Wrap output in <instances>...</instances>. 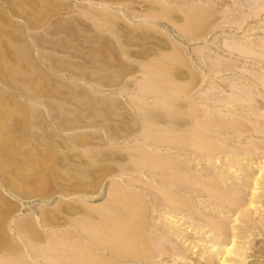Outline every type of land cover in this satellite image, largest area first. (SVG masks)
I'll use <instances>...</instances> for the list:
<instances>
[{
  "label": "rangeland",
  "instance_id": "374dc122",
  "mask_svg": "<svg viewBox=\"0 0 264 264\" xmlns=\"http://www.w3.org/2000/svg\"><path fill=\"white\" fill-rule=\"evenodd\" d=\"M204 1L0 0V264H106L104 256L112 259L117 246L121 254L134 253L130 250H136L141 234L151 233L141 225L147 217L152 225L162 223L166 215L153 210L156 191L141 183L155 180L142 152L192 162L182 159L184 130L177 125L186 117V101L171 85L184 91L193 87L194 93L201 89L196 77L204 75V84H210L208 68L218 63L224 70L214 83L202 85V93L232 94L238 88L250 94V72L264 71V8L254 7L255 14L238 21L237 28L216 29L219 19L208 31L209 20L191 16ZM186 14L193 22L174 19ZM242 38L257 44L260 58L244 61L234 57L238 50H222ZM177 52L185 53L184 60ZM144 83L149 89H140ZM263 87L254 91L253 104L264 113ZM157 94L163 96L155 102ZM160 118L165 122L158 123ZM261 118L257 132H244L243 145L264 142ZM151 134L166 144H150ZM235 139L230 138L233 146L239 144ZM172 140L176 143L168 145ZM256 157L248 162L253 176L243 170L240 180L222 184L250 198L252 178L262 182L256 190L262 197L245 205L251 209L248 227L234 220L238 214L212 206L208 195L200 197L206 203L199 205L197 219L177 214L182 227L209 230L206 216L216 213L226 226L245 229L243 245L253 254L245 264H264V222L259 223L264 221V158ZM135 190L144 196L138 198ZM208 204L210 211L203 207ZM158 232L170 235L166 229ZM147 236L155 241V235ZM177 243L194 254L190 241ZM228 257L231 264L240 258ZM144 260L120 258L122 264Z\"/></svg>",
  "mask_w": 264,
  "mask_h": 264
},
{
  "label": "bare ground",
  "instance_id": "6f19581e",
  "mask_svg": "<svg viewBox=\"0 0 264 264\" xmlns=\"http://www.w3.org/2000/svg\"><path fill=\"white\" fill-rule=\"evenodd\" d=\"M204 2L206 3L195 5V12L193 11L191 16L197 17L199 20L200 17L203 16L207 22L209 20L208 31L211 30L210 23H213L214 28L219 19L223 20L218 24L216 29L221 28L222 30H225L226 27L237 28V25L240 23L238 21L249 18L255 14L253 13L254 7L262 6V8H264V0H252L251 2L249 0V3H247L246 0H205ZM236 4L239 7H235ZM236 11H238V13H235ZM168 12L170 11L168 10ZM258 12L256 14H258ZM194 13L197 15H194ZM192 17H189L186 14L176 16L174 19L193 22ZM203 29L205 30L206 28ZM183 34H180V36H189L185 33ZM238 42L240 43L234 47H223L222 50L230 52L238 50V54L234 55V57L236 59L243 57L242 60L244 61L255 60V57L260 58V56L254 52L256 51L254 50L255 43L252 41L247 43L243 38L238 40ZM177 53L183 59L185 53ZM263 61L264 57H261L260 62ZM260 62L256 61L257 64ZM210 66L211 68H208L209 75L212 77V79L209 80L210 84H204V75L201 76V74H199V77H196V83L194 84H199L201 89H198L194 93L192 92L193 87L184 91L186 87L177 84L171 85L177 93L181 92L184 94V101H186L184 104V114H186V117L183 118L181 122L177 123V125L182 126L179 128L184 130L183 139H180L181 145H183V147L186 146L185 153L182 154L184 158L182 159L187 160L189 157L192 159V162L187 160L186 163H183L178 159L176 160L177 157L161 158L156 154L155 157L153 154L151 155L146 151L142 152L143 161L145 160L149 166V177H153L155 180H153L154 182H148V180H145L141 183L145 188L147 187L150 190L156 191L158 201L156 200L157 204L153 203L155 206L157 205L153 210L160 212L161 215H159L161 217L166 215L165 219H163L162 223L152 225L151 218L149 219V217H147L146 219L148 220H145L141 225L143 229L147 232L150 230L151 233L148 232L149 234H141L140 244L137 246L136 250H130L134 253L129 255L121 254V250L119 246H117L110 252L112 259L107 255L104 256L106 264H122L120 261V258L122 257H127L128 259L133 258L138 261L145 259L143 261L144 264H158L159 262L163 264H187L188 260H192V263L188 262L189 264H210L213 259L219 258L222 260L225 255H227V257L223 259L222 264H231L228 259V256L231 254H236L237 257H240L237 261H234L233 264H245L243 262L246 261L249 256L253 255L248 253L247 248L244 246L245 244L243 245L244 242L242 239L247 237L246 230L237 226L233 228L226 226L222 220H217L216 213L213 214L212 218L211 216H206L207 222H209V230L205 231L200 225L193 226L192 224H189L182 227V225L185 224H180V221L183 218L182 216L177 215L187 212L189 216L197 219L194 215L198 214V208L200 209L201 207H199V205L206 203V201H203L200 197L208 195L212 206L214 203H218L220 206L224 207L221 213L224 214L228 211L233 212L235 215L238 214L237 219L234 220L247 223L252 221V217L249 213L251 210L250 207H245V205L249 206L254 204L258 197H262L256 192V190L261 187L262 182H260L258 177L255 176V178H252L251 180L253 184L252 195L250 198H248L243 191H229L222 187V184L226 185L231 183V181L240 180V174L244 175L245 173L243 170L247 171V175L253 176V168L248 165V162L254 158L257 160L258 158L256 156L264 158V142H253L252 140L245 145L240 142L241 137L245 134L244 132H255L256 129L260 127L261 121L263 120L261 115L264 116V113L259 112L258 107H254L253 93L254 91H260V88L264 86V71L250 72V74L253 75V86L249 89L246 86H242V88L250 90V94L244 90L240 92L238 88L232 94L216 93L210 90H206V92L202 93V87L214 83L213 78H216V76L225 68V65L218 63L210 64ZM200 71L202 72V70ZM236 74L239 76L238 73ZM247 77V79H251L248 75ZM150 86L152 88L154 87L151 84ZM140 89H149L148 83L142 84ZM161 96H163V94H157L155 102H158L156 100H159L160 98L162 99ZM170 96L174 97V95ZM159 103L161 102L159 101ZM35 109L37 111V108ZM162 119L160 118L158 123L165 122L162 121ZM223 134L226 135V137ZM234 137L237 138L235 140L239 143L235 146L231 145L230 142V138ZM157 138L158 137H155L154 134H151L147 135L146 140L150 144H158L159 139ZM175 143L176 142L172 140L168 142V145L173 146ZM162 146L164 147V145ZM162 146L160 145L159 147L161 148ZM261 164L264 165L263 160ZM197 165H200L201 168H198ZM243 184L249 186L248 181L243 180ZM126 188L132 189L129 187ZM133 193L138 198H141L140 195H143L142 191L136 192L135 190ZM148 202L150 204V201ZM142 207H144L143 210H146L147 206ZM203 207L204 210L208 211L212 209L210 204ZM178 217L179 219H177ZM262 222L264 221H259V223ZM159 229H166L169 231L170 235L167 236L159 233ZM147 235H155V241H152V238H149ZM106 240L110 241V236L107 237ZM177 240H184V242L190 241L192 244L190 250H192V253L197 254L195 256L194 254L191 256L189 254L187 255L184 252L187 248L185 246H178ZM218 244H221L222 247L217 248L216 246ZM197 246H199L198 249H196ZM216 248L217 251H215ZM262 255H264V251ZM168 256L171 258L167 259ZM239 260L241 263L238 262Z\"/></svg>",
  "mask_w": 264,
  "mask_h": 264
}]
</instances>
